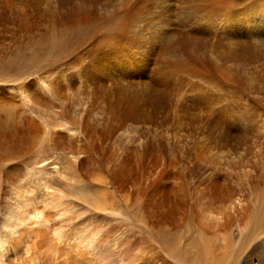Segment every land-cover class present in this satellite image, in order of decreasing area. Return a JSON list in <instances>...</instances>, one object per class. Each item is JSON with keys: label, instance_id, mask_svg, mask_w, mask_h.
Returning a JSON list of instances; mask_svg holds the SVG:
<instances>
[{"label": "bare ground", "instance_id": "6f19581e", "mask_svg": "<svg viewBox=\"0 0 264 264\" xmlns=\"http://www.w3.org/2000/svg\"><path fill=\"white\" fill-rule=\"evenodd\" d=\"M62 28L89 30L66 59L42 63ZM13 67L36 72L17 82ZM48 101L85 115L97 106V125L59 121ZM191 111L205 117L206 140L186 129ZM146 119L155 135L139 141L142 153L191 139L188 175L156 156L148 168L134 142L107 149L108 120ZM207 153L220 164L202 177ZM244 181L264 188V0H0V264H166L182 228L209 245L204 264L228 256L234 228V264H264V200L244 199ZM83 219L98 229L62 231ZM251 222L255 237L244 241Z\"/></svg>", "mask_w": 264, "mask_h": 264}, {"label": "rangeland", "instance_id": "374dc122", "mask_svg": "<svg viewBox=\"0 0 264 264\" xmlns=\"http://www.w3.org/2000/svg\"><path fill=\"white\" fill-rule=\"evenodd\" d=\"M89 29H90V27H88ZM89 29H87V30H89ZM87 30H84V31H79L78 29H74V28H62L61 30H60V34H59V36H60V38H61V43H60V45L58 46V47H55L52 51H49V52H47V51H44V50H40V53H41V55H42V60H43V58H46L47 56L46 55H50L49 56V58L50 57H54V59H58V60H60V61H62V59L64 58V59H66L67 58V56H70V54L72 53V52H75L77 49H79L80 48V46H81V44H82V42H83V39H84V36L85 35H87L88 33H87ZM80 51H82L83 52V50H80ZM80 53V52H79ZM25 55L26 56H28L29 54L28 53H25ZM15 58V59H14ZM23 58V55L22 54H19V55H16V54H13L12 56H11V59L12 60H15L16 61V64L18 65V61H20V59H22ZM44 62V60L42 61V63ZM16 70V68H11V69H9V71H10V73L13 75V80H17V82L20 80V82H24V80H26L25 78L27 77V78H30V77H32L35 73H34V71L36 72V69L34 68L33 69V71H29V70H27V68L26 69H24V72H21V71H15ZM32 70V69H31ZM18 72H20V73H18ZM22 77V78H21ZM20 78V79H19ZM16 84V83H15ZM72 88H73V90H72ZM247 88H249L250 89V87H245V89H247ZM72 90V91H71ZM71 92H75L76 90H78V86L77 85H74L73 87H71ZM81 90H84V89H81ZM70 91H69V93H70ZM47 99V97L46 96H44L43 97V100H46ZM48 102H51V103H48ZM48 102H46V107H42L43 109H46V108H48L49 110H52V111H54V112H56V113H60L61 114V117L60 118H56L57 120H71V121H73L75 124H77L78 123V121H80L81 120V118L83 119V120H86V121H88V123L90 124V125H93V126H95V125H97L96 124V120L97 119H99V115H98V112H99V110L101 111V109H99V107H93L92 108V110L90 111V112H87V114L88 115H85L86 114V112L84 113H81V108H77L75 105H70V106H68V107H64V106H62V104L59 102V101H48ZM58 102V103H57ZM55 104L54 106H52L51 104ZM49 104V105H48ZM50 106V107H49ZM56 109H58V110H56ZM63 109V110H62ZM78 109V111H76ZM66 112H65V111ZM75 110V111H74ZM72 111H74V113H72ZM63 112V113H62ZM78 113H80V114H78ZM191 113L193 114L194 113V111H191ZM191 113H190V115H188L187 117H186V123L188 122V126L190 127V128H188V126H186V129L188 130V131H190L193 127L194 128H196V130H197V133H198V136H199V138L201 139V140H206L207 139V135H208V132H207V130H205V129H207V122H206V120L204 119L205 117H200V119L196 116V111H195V114H193V115H191ZM168 115V117H169V119L170 120H168V123L170 124L171 122H169V121H171V118H170V116H169V113L167 114ZM59 116V115H58ZM72 116V117H71ZM79 116V117H78ZM84 118H83V117ZM98 118H97V117ZM194 116V117H193ZM70 117V118H69ZM90 118V119H89ZM194 119V120H193ZM206 119H207V117H206ZM200 120V121H199ZM203 121V122H202ZM148 122V123H147ZM107 124L105 125L107 128H109L108 129V131H110V133H111V136H110V139H109V142H108V146H107V149H113V148H116V149H118L120 152L123 150V148L126 146V144L128 145L129 143L131 144L132 142H134L133 143V145H134V147H135V149L137 150V152H135V154H139L141 157H142V159L144 160L143 162L144 163H146L147 164V166H148V168H154L155 166H153V160L155 159V156L158 158V157H160V158H163V160L164 161H166V165H167V167H166V169H167V171H172L171 173L173 174V176H176V177H178L179 175H181V174H183V175H185V174H187L188 175V173H186L185 172V170L183 169V167H189L190 166V159H188V157L190 156V150L192 151L193 150V148H192V142H191V139L190 140H188V139H184V147H185V149L183 150V149H179V147L177 148V149H173L174 151H172L171 153L169 152L170 151V148L171 147H167V150L166 151H155L154 149H151V147L149 146V150H147L145 153L143 152H141L142 151V149L140 148V146H139V144L140 143H146V142H148L149 141V143L150 142H152L153 140H152V137H154L152 134H154L155 135V133H152V132H154V125L155 124H153L152 122H151V120H148V119H146L144 122L143 121H131L130 123H129V127L128 126H118V127H116L115 126V124L112 122V121H110V120H108L107 122H106ZM191 123L193 124V123H195L194 125H191ZM206 125V127H205V125ZM112 124H114L112 127H114L112 130H111V128H110V126L112 125ZM202 124V125H201ZM134 126V127H133ZM144 126V127H143ZM151 128H150V127ZM205 128H204V127ZM149 128V129H148ZM169 128H171V129H173V127H169ZM203 128V129H202ZM128 129V130H127ZM147 129L149 130V131H147ZM121 130V131H120ZM133 130V131H132ZM142 130H144L143 132H142ZM201 130V131H200ZM148 132H149V134H148ZM202 132V133H201ZM204 132V133H203ZM207 132V133H206ZM128 133V134H127ZM130 133H131V137H130ZM134 133H137V135L136 134H134ZM152 133V134H151ZM205 134V135H204ZM128 137V138H127ZM135 137V138H134ZM205 137V138H204ZM117 138V139H116ZM142 138V139H141ZM148 138V139H147ZM203 138V139H202ZM126 139H128L129 140V142H128V140H126ZM133 141H132V140ZM146 139V140H145ZM125 141H127V143H124ZM139 141H140V143H139ZM186 141V142H185ZM122 143H124V144H122ZM121 145V146H120ZM122 145H123V147H122ZM152 145V144H151ZM189 145V146H188ZM167 146V145H166ZM180 146V145H179ZM191 146V147H190ZM201 145L199 144V147H200ZM191 149H190V148ZM169 148V149H168ZM140 149V150H139ZM140 152V153H139ZM156 152V153H155ZM167 152V153H166ZM180 152V153H179ZM185 152V153H184ZM180 155H178V154ZM137 154V155H138ZM158 154V155H157ZM185 157V158H182V157ZM208 156H209V159H208ZM178 157V158H177ZM174 158H175V161H174ZM205 159L204 160H201V168H202V173H201V175H202V177H204L205 175V177H210L211 176V169L213 168V167H215V166H219L218 164H220V161L219 160H217L216 158H214L213 156L211 157V155L209 154V153H207V154H205V157H204ZM207 158V159H206ZM146 160V161H145ZM168 161H170V162H168ZM182 164H181V163ZM146 164H143V166H145ZM178 164V165H177ZM189 164V165H188ZM165 165V166H166ZM171 165V166H170ZM186 165V166H185ZM146 166V167H147ZM169 166V167H168ZM181 166H183V167H181ZM213 166V167H212ZM186 167V168H187ZM207 167V168H206ZM170 168H172V169H170ZM177 169V170H176ZM182 169V170H181ZM208 169V170H207ZM210 169V170H209ZM206 170V171H205ZM180 171V172H179ZM183 172V173H182ZM207 172V173H206ZM177 173V174H176ZM178 173H180V174H178ZM185 173V174H184ZM253 175H254V172H251ZM209 175V176H208ZM238 183V186H239V188L242 186V188L243 189H245V187H247L245 190H243L242 188H240V189H237L238 190V192L240 191V193H238L239 195H241V193H243V191H245V194L246 195H241L244 199H246L248 202L250 201V199H251V201L250 202H254V201H257L256 199H255V195H254V193L256 192V194H258L259 193V195L258 196H262V198H263V200H264V188L263 187H261L259 190H258V192L255 190V191H253V193H252V190L250 191V188L248 187V185H247V183H245V181L244 182H242V184L244 185H242L241 183H239V182H237ZM245 183V184H244ZM239 184H241V186L239 185ZM235 185H236V183H235ZM236 188H238L237 186H235ZM247 192V193H246ZM251 192V193H250ZM244 194V193H243ZM248 194V195H247ZM254 195V196H253ZM246 196V197H245ZM250 196V197H249ZM252 196V197H251ZM255 199V200H254ZM249 202V203H250ZM264 201H261V203H263ZM259 203H260V201H259ZM216 204V203H215ZM223 203H220V204H217V205H222ZM253 206H252V205ZM251 204H249V207L251 206V209H250V211H251V213H249V216L251 217V216H254V215H256V216H254V217H257V220L259 219V215H260V209H257V210H255V211H253L254 209H255V204L254 203H251ZM134 206V205H133ZM253 208V209H252ZM132 211H134L133 213H132V216H133V218H134V216H136L137 217V222H136V219L134 218V223L136 222V223H142L143 222V217L141 216V215H139V213L137 212L138 210L136 209V207L132 210ZM140 211V210H139ZM123 212H127L126 211V209H124L123 208ZM257 212H258V215H257ZM136 214V215H135ZM138 214V215H137ZM232 219H233V217H232ZM86 222V223H85ZM82 223H85V224H82ZM91 222H89V219H83V220H80V222L79 221H75V220H73V221H71L70 223H65L63 226H62V231L64 232V233H68V232H71V230H70V228L72 227V228H76L77 230H79V228H81L80 230H90V231H94L97 227H99V225L98 224H94L93 225V223L92 224H90ZM69 224V225H68ZM79 224H81V225H79ZM72 225V226H71ZM84 225V226H83ZM89 225H92L93 226V228H92V226H89ZM98 225V226H97ZM81 226V227H80ZM57 227H59V225H57ZM68 227V228H67ZM83 227V228H82ZM86 227H89V228H86ZM55 228V227H54ZM187 228V227H186ZM67 229V230H66ZM98 229V228H97ZM215 229V228H214ZM69 230V231H68ZM151 230L152 231H155V228H151ZM234 231H233V236H232V239H230L229 240V247H228V256H226V257H224V258H217V259H215V262L217 263V264H234L235 263V258H236V256H235V253H236V249H238V244H237V234H236V229L234 228L233 229ZM186 231V229L184 230L183 228L182 229H180V231H174V233H172L173 235H174V241L176 240V243L177 244H175V245H173L172 247H171V254L169 255V256H167V259H169V260H167V263L166 264H175V258L176 257H179V258H181V261H182V263L183 264H194L193 263V257H194V255H196L197 256V260H198V263L197 264H204V261H205V258H206V251H207V249L209 248V245H207L206 243H205V239L203 240L202 239V235H200V234H195L194 235V237H191V239H188L187 237H186V239H185V236L187 235V232H185ZM256 231H257V228H256V226H254V224L252 225V222L249 224V226H248V230H247V232L245 233V235H244V241H250V240H253L254 239V237H255V233H256ZM234 233L236 234V236L234 235ZM71 238V237H70ZM70 238H68V241H69V244H72V239H70ZM183 238H184V240H183ZM232 240V241H231ZM178 242H181V244L183 245V247H181V248H179V246H178ZM192 242V243H191ZM214 244H212L211 246H210V248L212 249V248H217V249H219V247L221 248L222 247V244H221V242L219 241V240H217L216 242H213ZM83 244V246L81 245V244H79V247H80V249L81 250H83V249H85L86 247L84 246L85 244L84 243H82ZM81 245V246H80ZM176 248H175V247ZM79 247L77 248V249H79ZM81 247H83V248H81ZM139 248V247H138ZM176 250H175V249ZM189 249V250H188ZM133 251L132 252H136V250H137V248H135V249H132ZM259 250V249H258ZM84 251V250H83ZM248 252H247V255L248 254H250L251 253V249H249V250H247ZM181 253V254H180ZM132 254V253H131ZM184 254V255H183ZM256 254H262L263 256H264V249L263 250H259L258 251V253H256ZM179 255V256H178ZM154 258V257H153ZM151 259V260H153V261H151L153 264H161V261L158 259V258H154V259ZM159 260V261H158ZM210 260V259H209ZM151 263V264H152Z\"/></svg>", "mask_w": 264, "mask_h": 264}]
</instances>
